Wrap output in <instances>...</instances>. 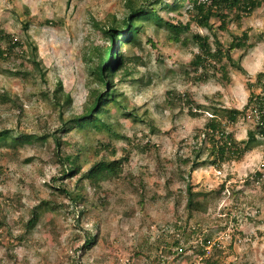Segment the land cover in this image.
Masks as SVG:
<instances>
[{"label":"rangeland","instance_id":"rangeland-1","mask_svg":"<svg viewBox=\"0 0 264 264\" xmlns=\"http://www.w3.org/2000/svg\"><path fill=\"white\" fill-rule=\"evenodd\" d=\"M178 1L181 3L175 6L174 0H167L169 5L159 11L162 21L154 15L141 21L139 47L124 46L129 48V55L137 54L139 60L133 64V73L126 81L119 82V76L114 75V82L121 93L118 100L133 108L138 117L128 116L119 103L106 104L112 128L127 138H114L118 151L115 156L104 149L101 155L120 157L125 154L123 148L130 149L123 161L124 171L142 173L151 216H144L138 209L135 215L126 216L125 211L138 207V194L106 182L97 196L88 187L84 201L93 202L99 222L87 211L80 223L77 212L61 207L43 211L38 224L25 231L23 221L30 210L42 199L52 197L53 188L49 184L56 171L54 139L20 142L14 148L0 145V220L5 223L0 224V264H202L193 248L184 243V237L174 235L172 223L181 217L172 198L184 188L185 182L177 177L170 187L173 196L166 198L165 181L170 174L168 170H176L173 164L176 156L190 154L198 143L193 136L203 127L211 103L218 102L219 108L221 104L242 108L249 91L248 77L228 61L229 82L218 75L196 82L193 79L196 73L190 65L198 50L193 35L196 32L209 35L213 47L215 39L225 49L233 35L247 30L252 46L232 49L231 55L241 61L254 81L256 74L264 72V5L238 21L231 19L225 29L218 27L215 18L210 20V28L199 27L192 21L189 30L179 33L181 41H175L168 37L170 32L163 21L173 16L186 22L192 13L187 0ZM126 12L125 0H0V27L24 44H36L47 77L42 81L26 72L32 70V64L19 49L1 62L0 130L35 135L57 133L73 144L68 149L75 153L84 143L82 164L86 168L95 159V146H99V141H108L111 133L76 126L62 130V120L80 114L90 100V88L97 86L91 66L107 40L101 27L111 25L113 19L120 21ZM27 48L24 45L23 50ZM58 83L63 94L71 97V103L64 108L55 104L52 95ZM187 91L205 108L204 113L199 116L188 113L190 103L177 98ZM5 93L7 98L2 95ZM248 126L239 118L231 128L243 140ZM261 142L239 161H228L221 169L201 165L186 176L197 191L209 192L224 186L216 204L202 213L207 219L218 218L220 226H224L222 230L215 229L216 238L226 247L223 264L232 261L264 264V190L260 182L245 181L264 166V139ZM137 144L140 148L134 147ZM206 156L204 152L202 158ZM231 189L235 195H230ZM54 192L58 202L70 205L67 197ZM98 195L102 200H98ZM199 200L208 205L209 201L202 196ZM238 209L243 210V215L234 221ZM191 224L195 226L193 220ZM207 227L208 224L204 226ZM86 231L95 234L96 239L83 251ZM197 239L191 237L190 244Z\"/></svg>","mask_w":264,"mask_h":264},{"label":"trees","instance_id":"trees-1","mask_svg":"<svg viewBox=\"0 0 264 264\" xmlns=\"http://www.w3.org/2000/svg\"><path fill=\"white\" fill-rule=\"evenodd\" d=\"M187 1L189 2V11L192 12L189 20L183 22L178 18L174 19L172 16L170 20L163 21L170 32L168 37L175 41H181L179 33L189 30L192 21H196L199 27L210 28V20L215 18V21L219 22L218 27L225 29L231 19L238 21L244 15H250L256 8L264 5V0ZM174 2L175 6L181 3L178 0H174ZM158 4L159 6H157ZM125 5L127 12L120 21L113 19L111 25L101 27L107 40L105 46L98 50L97 58L91 66L92 72L96 77L97 86L90 88V100L86 102L80 114H75L67 120H62L61 124L62 130L76 126L82 129L107 130L111 133L112 137L108 141H99V146H95L93 149L95 151V159L84 168L82 152L86 145L81 143L80 148H78L79 152L75 153L68 149V146H73V144L61 138L57 133L35 135L25 131L18 133L13 129L0 130V145H9L12 148L16 147L20 142H44L49 137H52L55 143L53 158L56 162V171L52 175L49 184L53 188L52 197L42 199L30 210L29 216L23 221L25 231H31L38 224L43 211L47 209L58 210L61 207L71 208L70 210L73 213L77 212V221L80 223L81 217L87 211H91L92 217L99 222L98 214L94 211L93 202L84 203V201L87 200L88 187L97 196V194L101 193L106 182L113 183L122 190H130L131 193L138 194V207L136 209L132 207L125 211L126 216L135 215L137 209L144 216H151L150 208L148 207L151 203L149 202V205L147 203L142 173L134 174L132 171H124L123 161L127 158L126 153L130 149L123 148L125 154L120 157L101 155V150H107L109 155L115 156L118 151L114 145V138H127L112 128V122L109 120L106 110V104L109 101L119 103L128 116L138 117L133 108H127L126 105H123L118 100V95L121 93L117 91L116 83L114 82V75L119 76V82L126 81L127 77L133 73V64L139 60L137 54L129 55V48L126 49L124 46L127 44L136 48L139 47L137 35L141 30V21L151 15H154L158 21H162L163 18L160 16L159 11L166 8L169 4L167 0H125ZM51 22V20H46V23ZM193 38L197 41L198 50L190 60V65L196 73L193 77L196 82L206 81L212 75H218L222 80L229 82V70L226 61L248 77L246 84L249 93L246 104L242 108L237 106L226 107L221 104V108H219L218 102H212L210 109L207 110L208 116L203 127L197 129L193 136L198 143L193 146L190 154L181 158L176 156L174 163L169 160L176 166V170H168L170 174L165 181L166 198L173 196L170 187L175 183L177 177L185 182L184 188L179 190L172 198L175 211L181 217L172 223L176 231L174 235H178V237L182 235L184 237V243L189 244V247L193 248L202 264H223V255L226 247L216 238L215 229L222 230L224 226H220L218 218L207 219L202 213L207 212L209 206L216 204L222 196L224 186L222 185L219 190H211L209 192L197 191L194 190L193 184L186 180V176L197 167L205 164L214 165L221 169L224 163L241 160L245 153L262 143L261 140L264 139V72L256 74L254 81H252L251 75L244 68L241 61L231 55L232 49L252 46L248 40L249 33L247 30H243L240 35H233L229 46L225 49L222 43L215 39V46L213 47L209 35H202L196 32ZM148 40L151 41V38L149 37ZM3 43H6V46ZM182 43H185V41L182 40ZM24 45L28 47L26 50H23ZM17 49L32 64V70L26 72L41 78L42 81H46V68L38 56L36 44L33 42H25L24 44L22 39L15 38L11 32H7L0 27V64L2 61L10 59ZM16 72L20 73L17 70ZM257 88L260 89L258 92ZM62 91L61 83H58L52 94L55 104L60 108H64L71 103L70 95L68 93L63 94ZM2 95L7 98L6 93ZM191 96L192 92L187 91L177 98L190 103L188 108L190 115L199 116L204 113L205 108L193 100ZM17 107L19 106L17 105ZM222 110L226 113L223 114ZM239 118L249 123L246 139L243 140H239L231 128L232 125L238 122ZM61 119H63L62 116ZM138 146L139 144L134 147ZM154 148L157 150L156 147ZM204 152H206L207 156L202 158ZM245 181L246 184H251L253 181L260 182L264 190V166L262 165L256 169ZM54 191L60 192L67 197L70 205L58 202L54 197ZM230 195H235L233 189H231ZM100 196L98 200H102ZM200 196L209 201L207 206L199 200ZM209 196L210 200L208 199ZM259 197L262 198L261 196ZM237 206H240L239 203ZM230 214V212L226 213V216L229 217ZM242 215V209L236 210L233 220L237 221ZM192 220L195 226L191 224ZM214 222L218 224L215 225ZM0 224L5 225L3 220H0ZM206 224H208V227L204 228ZM191 237L199 239L194 244H190ZM95 239V234L86 231L82 250L84 251L88 246H91ZM228 264H235V262L232 261Z\"/></svg>","mask_w":264,"mask_h":264}]
</instances>
